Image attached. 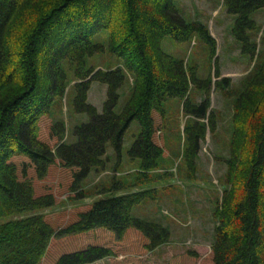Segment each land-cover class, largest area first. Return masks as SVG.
<instances>
[{
	"label": "trees",
	"instance_id": "16d2710c",
	"mask_svg": "<svg viewBox=\"0 0 264 264\" xmlns=\"http://www.w3.org/2000/svg\"><path fill=\"white\" fill-rule=\"evenodd\" d=\"M175 1L0 0V218H9L0 223V264H41L55 236L42 214L25 215L53 205L55 196L35 197L32 180L27 176L19 180L17 165L9 162L16 152L30 156L39 177L47 174L55 158L62 166L78 168L77 184L92 169L105 167L108 143L121 156L125 133L137 120L141 133L128 153L141 159L138 180L150 181L163 153L154 140L153 109L163 112V102L180 98L183 112L195 117L194 124L183 129L188 142L184 158L195 169L201 143L217 128L212 86L224 90V85L230 87V79L213 81L212 75L199 79L197 66L162 49L167 35L179 42L197 35L209 46L211 58L216 55L217 42L209 27L185 20ZM223 3L236 16L232 35L254 66L242 92L230 88L225 92L226 96L236 95L230 156L225 160V189L214 213L211 256L200 264H264V52L249 34L257 29L251 14L264 7V0ZM103 29L109 31L107 46L92 42ZM107 50L121 58L122 65L111 70L85 68L87 57ZM65 60L75 67V108L90 121L75 128L76 143L61 141L53 149L37 138V122L51 111L55 98L64 97L67 91ZM215 69L219 78L217 61ZM126 76L132 79L133 93L117 114L115 107ZM94 81L107 85L101 112L88 102ZM194 86L208 92L199 104L190 100ZM57 128L60 134L65 130L62 123ZM122 186L114 184L116 189ZM151 193L138 191L97 201L76 223L57 234L105 227L122 237L135 226L152 239L149 249H155L169 242L168 229L132 217L134 206ZM115 256L109 248L89 246L62 256L56 264H89ZM116 261L114 264H120Z\"/></svg>",
	"mask_w": 264,
	"mask_h": 264
},
{
	"label": "rangeland",
	"instance_id": "374dc122",
	"mask_svg": "<svg viewBox=\"0 0 264 264\" xmlns=\"http://www.w3.org/2000/svg\"><path fill=\"white\" fill-rule=\"evenodd\" d=\"M175 6L188 22L200 21L209 27L217 42L215 57L211 58L209 46L194 36L185 42L175 40L171 35L163 38L162 49L191 67L197 66L199 79L212 75L213 81L230 79V87L212 86L211 107L217 117V128L208 133L206 141L196 159L195 169L190 168L184 158L188 142L183 133L184 126H192L195 117L184 113L183 100L168 99L163 102L164 111L153 109L155 124L154 140L162 147L158 159V169L151 173L150 181H139L141 159L131 158L129 150L141 133V127L134 120L127 129L119 156L111 143L106 146L105 167L94 168L89 175L76 184L79 169L62 166L55 158L44 177H39L35 164L26 153L16 152L9 162L18 167L19 180L28 177L32 180L35 197L48 194L55 196V203L47 208L29 211L25 215L42 214L55 231V236L46 251L41 264H56L66 254L84 250L89 246L105 247L115 253L89 264H200L211 256L214 243L216 220L214 213L225 189V160L230 156L232 137V117L236 95L226 96L230 88L242 92L246 87L247 76L254 66L249 55L243 54L242 44L234 39L232 28L236 16L227 11L223 0H176ZM257 29L249 34L256 40L259 50L264 52V7L251 14ZM93 43L105 46L109 43V31L103 29L92 38ZM217 61L220 77L215 75ZM122 59L108 50L87 57L86 69L111 70L122 65ZM67 74V91L64 97L57 96L51 111L41 116L37 122V138L55 149L61 141L67 144L77 142L75 128L90 121L86 113L75 108L77 79L75 67L69 60L63 61ZM227 89V90H226ZM133 93L132 79L126 76L120 89V98L115 112L121 114ZM203 88L194 86L190 100L199 104L207 96ZM107 97V85L94 81L88 94V102L99 112ZM65 126L59 133L57 124ZM117 170V172H115ZM115 182L123 183L120 189ZM77 187L78 190H77ZM152 190L132 210V217L155 223L170 233L169 242L149 249L152 239L135 226L129 227L122 237L105 227L93 228L84 232L57 234L61 229L76 223L80 214L89 211L95 202L117 195ZM9 218H0V223ZM131 258V261H124ZM117 262V261H116ZM119 264V263H118Z\"/></svg>",
	"mask_w": 264,
	"mask_h": 264
},
{
	"label": "crops",
	"instance_id": "0c3cea01",
	"mask_svg": "<svg viewBox=\"0 0 264 264\" xmlns=\"http://www.w3.org/2000/svg\"><path fill=\"white\" fill-rule=\"evenodd\" d=\"M117 172V171H116Z\"/></svg>",
	"mask_w": 264,
	"mask_h": 264
}]
</instances>
